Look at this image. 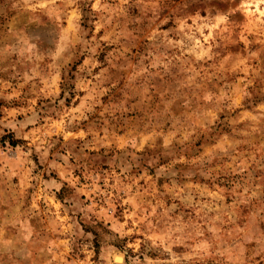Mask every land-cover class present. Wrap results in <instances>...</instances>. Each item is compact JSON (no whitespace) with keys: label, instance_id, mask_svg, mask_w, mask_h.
Returning a JSON list of instances; mask_svg holds the SVG:
<instances>
[{"label":"rangeland","instance_id":"1","mask_svg":"<svg viewBox=\"0 0 264 264\" xmlns=\"http://www.w3.org/2000/svg\"><path fill=\"white\" fill-rule=\"evenodd\" d=\"M0 264H264V0H0Z\"/></svg>","mask_w":264,"mask_h":264},{"label":"trees","instance_id":"2","mask_svg":"<svg viewBox=\"0 0 264 264\" xmlns=\"http://www.w3.org/2000/svg\"><path fill=\"white\" fill-rule=\"evenodd\" d=\"M13 144V143H12Z\"/></svg>","mask_w":264,"mask_h":264}]
</instances>
